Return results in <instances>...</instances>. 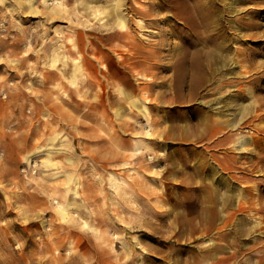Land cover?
Returning <instances> with one entry per match:
<instances>
[{
    "label": "rangeland",
    "instance_id": "374dc122",
    "mask_svg": "<svg viewBox=\"0 0 264 264\" xmlns=\"http://www.w3.org/2000/svg\"><path fill=\"white\" fill-rule=\"evenodd\" d=\"M118 1L132 35L145 49L162 48V57L156 60L171 64L173 43H181L182 34L190 35L179 16L182 0H33L38 11L29 8L28 0H0V264H72L71 260L78 264H213V241L226 242L207 225L213 202L212 175L205 169L213 154L221 158L226 154V146H214L223 130L206 129L195 117L201 96L212 86L202 87L201 98L195 97L194 88L185 84L187 68L175 65L169 70L146 53L149 64L133 71L141 69L151 79L133 77L130 72L127 76L135 87L148 90L147 96L132 90L128 78L117 73L122 68L120 56L132 61L143 56L123 40L107 44L116 48L115 61H105L107 69L99 63L85 73L88 82L69 80L74 61L83 64L93 54L105 57L95 46L88 50L80 42L74 48L71 32L78 34L81 23L87 24L92 29L84 36L99 47L98 33L106 31L103 23H113L111 8ZM165 2L173 6L160 8ZM97 6L100 11L93 15ZM60 7L67 9L65 16L49 15ZM154 7L153 15L136 11ZM241 7L244 17L253 16L264 25V0L244 2ZM177 26L183 31L176 36L172 28ZM256 41L245 39L234 45L256 48ZM55 54L61 60L54 66ZM259 59L264 61V56ZM60 71L63 78L58 77ZM162 80L170 88L158 83ZM237 87L247 89L252 84ZM119 88L145 99L150 121L135 107L129 115L115 116L117 108L129 111L128 105L113 102L112 94ZM256 95H264V90ZM124 122L130 124L123 126ZM246 134L257 136L251 130ZM25 138L29 144L18 148L17 141ZM49 156L50 168L45 166ZM219 173L230 176L221 167ZM24 181L26 189L20 188ZM236 184L261 193L264 201L263 175ZM32 185L50 191L49 205L31 208L30 197L20 199L23 190L35 193L37 204L46 198ZM251 201L247 195L225 212L238 214L239 205ZM63 206L69 214L66 219ZM254 218L264 225L263 211ZM261 232L264 239V226ZM228 254L226 248L217 255Z\"/></svg>",
    "mask_w": 264,
    "mask_h": 264
},
{
    "label": "bare ground",
    "instance_id": "6f19581e",
    "mask_svg": "<svg viewBox=\"0 0 264 264\" xmlns=\"http://www.w3.org/2000/svg\"><path fill=\"white\" fill-rule=\"evenodd\" d=\"M167 1L173 2V0ZM248 1L263 0H233L232 2L228 0H182V9L179 16L183 19L181 23L184 27L189 29L190 35L185 38L182 34L180 37L181 43H173L171 49L174 61L169 65H166V63L160 64V61L156 60V58L162 57L159 55L162 48H158V50L145 49V45L132 35L128 25V18L123 13V8L119 1L111 8L115 16L113 23L110 26L103 23L102 27H106V31L98 33L101 47H98L90 38L87 39L84 36L88 28L92 29L87 24L81 23V30L78 31V34L76 31L71 32V37H75V41H73L74 48L81 42L88 47V50L95 46L96 51L105 56L102 58L93 54L91 57L85 58L83 64L80 61H74V68L69 77L72 84H77L81 78L88 82L90 79H87L88 75H85V73L88 72V69L97 68L99 63L101 68L107 69L105 61H115L116 55L115 45L107 46V44H111L114 40H123L139 51L141 53L140 56H143V59L137 61H132V57L120 56L122 68L118 69L117 73L128 78L127 83L132 90H138L139 93L141 92L142 95L147 96L148 90L135 87V83L127 76V73L130 72L133 77L137 76L144 80H150L151 76L141 72V69L133 71L134 67L143 68L148 65L151 60L150 56L155 58L156 65L166 66L169 70H172L175 65H182L185 69L187 68L186 70L184 69L185 72L183 74L185 84L190 90L194 88L195 97H200L201 94L199 92L202 87L212 86L201 96L202 98L200 97L201 100L196 108L195 117L199 123L203 121L206 124V129L213 126L212 129L216 131L223 130L222 137L215 141L214 146H226L227 149L226 154L222 158L213 154L210 162H207L205 166V169L212 175L210 196L213 202L209 218H207V225L216 229L215 233H218L220 239L226 240L225 243L213 241V264H222L224 261H228L229 264H264V239H262L261 234L263 233L261 229L264 225L263 222L254 220L256 213L264 212L262 195L261 193H253L252 189L248 188L247 185L242 188L236 187L237 182L255 179L260 175L264 176V95H256L257 91L264 90V61L259 59V57L264 56V29H261L264 25L257 22L253 16L244 17L241 14L245 9L241 7L242 3ZM28 2L32 11H38L34 7V3L31 4L33 0H28ZM170 6L173 5H168L165 2L160 8L167 9ZM97 7L92 12L93 15L97 14L96 11H100V7ZM61 8L52 11L49 15L51 17L65 16L68 13L67 9L63 8L61 11ZM136 11L144 15H153L156 12L155 7L148 10L138 8ZM182 31L183 29L178 26L172 28V34L176 36ZM245 39L257 40L256 48L247 46L235 47V42ZM161 44L165 45L164 41ZM146 53H148L149 57L144 56ZM60 60V56L55 54L52 59V65L55 66ZM60 73L58 77L63 78L65 76L64 72L60 71ZM247 77L251 78L247 80ZM246 82H250L252 87L247 89L237 87ZM158 83L166 87L170 86L164 80ZM64 95L69 96L66 92H64ZM112 95H114V103H117L118 106L126 104L129 108L128 112L122 108H117L115 116L122 118L129 115L131 111H134L133 108L135 107L139 113L144 114L147 120L150 121V109L146 105L145 99L141 98V96L137 97L132 91H126L122 88H119ZM128 124L130 123L124 122L123 126ZM33 130L30 134L31 138L35 132ZM250 130L255 132L257 136H247L246 132ZM27 138L17 141L18 148H25L29 144ZM57 138L58 134L53 140ZM143 139L145 140V138ZM147 148L148 146L146 145ZM47 150H53V148L49 147ZM38 152L39 150L35 154ZM142 153L140 155L143 159L144 154ZM244 153H249L250 155L245 156L243 155ZM29 158L30 156H27V159ZM49 160L50 156L48 161L45 162V166L48 168L53 167ZM220 167L224 171L230 172L228 178L223 177L219 173ZM234 172H244L246 175H236ZM67 177L72 179L68 175ZM22 184L23 186L20 185V188L26 189L25 186L28 183L24 181ZM32 188L38 189L41 194L46 195V198H41L42 201L37 204L35 199L38 196L34 195L35 193L32 194L23 190L19 194L20 199L24 201L30 197L31 208H36L43 204L49 205V197L53 196L50 191L34 185H32ZM247 195H251L252 201L241 203L239 205L240 213L227 214L225 212L227 208H233L238 199L244 200ZM63 196L67 199L66 195ZM53 200H55V197H53ZM61 211L63 212L62 218H68L67 215L69 214L66 211V206H63ZM22 213L26 215L27 210L22 209ZM221 223H223L222 226H220ZM85 226L90 227L89 225ZM223 228L228 231L223 232ZM229 235L230 239L227 241ZM79 237L81 236L79 235ZM55 245L59 246L60 242ZM49 247L50 245L47 246V249ZM226 248L229 254L219 258L218 252H226ZM71 263L78 264L74 260H71Z\"/></svg>",
    "mask_w": 264,
    "mask_h": 264
}]
</instances>
